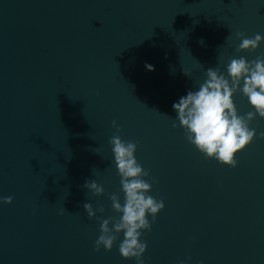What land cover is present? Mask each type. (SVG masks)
<instances>
[{
    "label": "water",
    "instance_id": "1",
    "mask_svg": "<svg viewBox=\"0 0 264 264\" xmlns=\"http://www.w3.org/2000/svg\"><path fill=\"white\" fill-rule=\"evenodd\" d=\"M237 32L264 37V0H0V198H12L0 202V264H135L122 233L95 250L96 217L118 216L111 194L123 201L113 135L136 143L164 203L141 236L144 264H264V118L236 167L172 127L173 101L208 68L264 57V40L237 53ZM85 202L104 212L89 219Z\"/></svg>",
    "mask_w": 264,
    "mask_h": 264
},
{
    "label": "clouds",
    "instance_id": "2",
    "mask_svg": "<svg viewBox=\"0 0 264 264\" xmlns=\"http://www.w3.org/2000/svg\"><path fill=\"white\" fill-rule=\"evenodd\" d=\"M236 36L239 40L235 46L237 53L255 50L264 40L260 34L245 37L237 32ZM145 68L153 70V66L147 63ZM237 93L247 100L252 109L243 115L238 113L234 103L233 97ZM171 108L175 113L172 127L182 128L188 143L206 159H215L221 164L236 167L235 154L249 144L255 135V129L249 127V122L256 116L264 118V57L247 60L244 56H234L223 70L208 68L198 87L187 89L185 94L173 101ZM259 136L264 138V132L259 133ZM109 144L123 201L116 193L111 194V209L118 216L96 217L100 234L95 240V250L98 251L101 246L105 251L111 250L117 236L122 233L118 244L120 256L134 259L135 264H144L142 254L147 244L141 236L151 230L149 217L154 223L164 203L149 194L151 184L145 179L149 172L142 168L134 155L136 143L113 135ZM83 187L95 196L104 193L103 187L92 179H86ZM11 199L10 196L2 197L0 202L11 203ZM83 209L89 219L96 212H104L103 207L94 211L88 202L83 204ZM189 260H178L177 264H188Z\"/></svg>",
    "mask_w": 264,
    "mask_h": 264
}]
</instances>
